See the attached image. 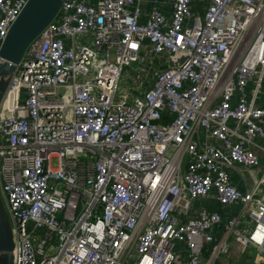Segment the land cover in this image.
I'll return each instance as SVG.
<instances>
[{
	"label": "built area",
	"instance_id": "1",
	"mask_svg": "<svg viewBox=\"0 0 264 264\" xmlns=\"http://www.w3.org/2000/svg\"><path fill=\"white\" fill-rule=\"evenodd\" d=\"M28 1L0 0V48ZM137 1L65 0L9 82L0 193L14 264H201L202 243L217 264L228 232L264 252V169L249 193L226 170L261 164L264 106L233 95L264 77V0H170V19L155 7L144 22ZM146 42L168 65L120 91ZM213 190L242 203L225 234L219 212L195 208Z\"/></svg>",
	"mask_w": 264,
	"mask_h": 264
},
{
	"label": "crops",
	"instance_id": "2",
	"mask_svg": "<svg viewBox=\"0 0 264 264\" xmlns=\"http://www.w3.org/2000/svg\"><path fill=\"white\" fill-rule=\"evenodd\" d=\"M136 3L139 4L142 11L140 22H144L149 12L155 7H160L166 13L168 19L171 17V8L169 4L170 0H140ZM134 7L135 6L132 7V10ZM79 40L81 43L92 46L94 42V35L92 33H85L80 36ZM149 48L150 46L146 42L142 48L141 59L136 65L137 70H133L132 68V70L126 71V73H130L131 80L133 81V76L135 78L138 76L139 79L140 76L145 78L146 86L150 85L151 78H153L155 72L162 69L163 67H166L169 62L166 57L162 58L161 56H151ZM124 72L122 81L126 80V73L124 74ZM131 88H135V85H133ZM132 92L138 93V90ZM243 93L246 95L248 101L264 106V77L260 81L258 77L250 80L243 92L241 90H237L233 95V103H237ZM233 124L234 122L231 121V125ZM257 143L258 144L256 146H253V150L260 158L261 164L259 168H245L238 163H234L232 166H226V170L230 174V181L238 190L243 193H249L252 190L254 185L253 181L257 180V176L259 177L262 170L264 169V150L262 149L263 141L259 139ZM217 144L219 145V143ZM219 146H221V144ZM195 208H207L211 211H217L222 215V224L220 226H215L213 229V232L216 235H220L226 233V223L232 215L238 213L241 210L242 203L237 202L235 204L222 205L216 196V191L213 190L210 195L199 198L195 203ZM248 225L249 223H243L240 225V228H246ZM225 238L228 241L230 249L227 254L218 258L217 264H264V252L251 245L242 248V246L236 240L234 233L232 232H228L225 235ZM198 242L201 244L202 240L198 239ZM201 247L202 249L199 252L200 262L201 264H205L208 254L211 251V245L202 243ZM178 249H181V253L185 259L187 255L186 246L180 244Z\"/></svg>",
	"mask_w": 264,
	"mask_h": 264
},
{
	"label": "water",
	"instance_id": "3",
	"mask_svg": "<svg viewBox=\"0 0 264 264\" xmlns=\"http://www.w3.org/2000/svg\"><path fill=\"white\" fill-rule=\"evenodd\" d=\"M65 0H29L12 23L0 48V107L12 76L28 49L59 14ZM14 235L0 193V264H14Z\"/></svg>",
	"mask_w": 264,
	"mask_h": 264
},
{
	"label": "rangeland",
	"instance_id": "4",
	"mask_svg": "<svg viewBox=\"0 0 264 264\" xmlns=\"http://www.w3.org/2000/svg\"><path fill=\"white\" fill-rule=\"evenodd\" d=\"M138 63H135L134 64V66L135 65H137ZM127 70H132V66H129V67H127V68H125V72H124V74L126 73V71ZM131 72V71H130ZM136 76H137V73H136ZM126 80H123L122 81V83L120 84V86H119V90L120 91H125V90H128V89H130L133 85H135L138 89L140 88V87H138V83L136 82V81H133V80H131V75H130V73L128 72V73H126ZM137 78H138V76H137ZM139 79V78H138ZM140 80V79H139ZM52 165L53 166H56L57 165V160L56 159H53V161H52ZM5 204V203H4Z\"/></svg>",
	"mask_w": 264,
	"mask_h": 264
}]
</instances>
